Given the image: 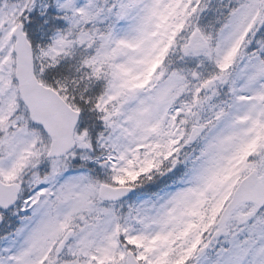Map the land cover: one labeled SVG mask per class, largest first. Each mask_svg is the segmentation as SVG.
<instances>
[{
  "label": "snow or ice",
  "instance_id": "1",
  "mask_svg": "<svg viewBox=\"0 0 264 264\" xmlns=\"http://www.w3.org/2000/svg\"><path fill=\"white\" fill-rule=\"evenodd\" d=\"M0 264H264V0H0Z\"/></svg>",
  "mask_w": 264,
  "mask_h": 264
}]
</instances>
